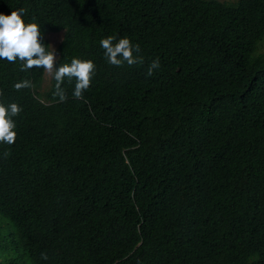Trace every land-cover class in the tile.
Segmentation results:
<instances>
[{
	"label": "trees",
	"instance_id": "1",
	"mask_svg": "<svg viewBox=\"0 0 264 264\" xmlns=\"http://www.w3.org/2000/svg\"><path fill=\"white\" fill-rule=\"evenodd\" d=\"M20 9L50 51L65 32L57 67L96 71L59 102L43 69L0 59V102L22 109L0 144V264H264V0H0ZM109 36L144 63L109 65Z\"/></svg>",
	"mask_w": 264,
	"mask_h": 264
},
{
	"label": "clouds",
	"instance_id": "2",
	"mask_svg": "<svg viewBox=\"0 0 264 264\" xmlns=\"http://www.w3.org/2000/svg\"><path fill=\"white\" fill-rule=\"evenodd\" d=\"M24 11V9L12 11L10 15L0 13V59L9 63L19 61L21 71L25 72L33 68L43 69L46 76L55 80L53 97L58 98L59 102L67 100L66 90L62 87L65 81L68 84L75 81L72 96L82 100L84 93L92 85L96 65L92 60L73 58L70 63L57 67L55 51H50L41 41L40 25L35 22L26 23L23 18ZM100 47L111 66L133 67L144 63L140 45L133 44L127 37L117 41L115 37L109 36L100 41ZM159 68V60L152 61L146 75L151 77ZM14 87L20 91L34 86L31 81L25 79L16 83ZM21 111V107L15 102L7 105L0 102V144L11 146L16 143L18 133L14 118L19 116ZM3 155L7 158L9 152L6 150ZM42 259L47 260L48 256L42 254Z\"/></svg>",
	"mask_w": 264,
	"mask_h": 264
},
{
	"label": "rangeland",
	"instance_id": "3",
	"mask_svg": "<svg viewBox=\"0 0 264 264\" xmlns=\"http://www.w3.org/2000/svg\"><path fill=\"white\" fill-rule=\"evenodd\" d=\"M220 1L234 3L237 0H220ZM64 34H65L64 31H59V32H48L46 35V37L48 38L49 43H50L51 51H55L57 59L59 56L58 47L64 38ZM263 49H264V46H263ZM51 80H52V77L44 75V82H43V85L41 87L42 91H45L50 87ZM0 220L2 221V224L5 225L4 230H9V229L13 230V227L7 223L6 219H4L0 216Z\"/></svg>",
	"mask_w": 264,
	"mask_h": 264
}]
</instances>
